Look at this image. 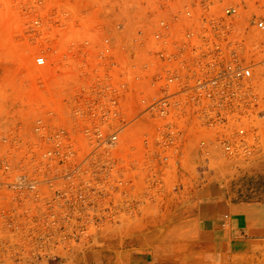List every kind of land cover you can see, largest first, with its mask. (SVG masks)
<instances>
[{
	"label": "built area",
	"instance_id": "obj_1",
	"mask_svg": "<svg viewBox=\"0 0 264 264\" xmlns=\"http://www.w3.org/2000/svg\"><path fill=\"white\" fill-rule=\"evenodd\" d=\"M156 2L151 28L86 29L77 45H64L55 63L65 71L60 104L49 111L53 124L38 120L35 144L18 136L15 157L0 156V255L27 225L69 228L73 189L82 203L92 179L113 193L120 163L165 166L186 178L185 165L243 162L257 152L264 101L250 67L188 60L187 52L200 49L198 35L173 24L195 19L205 6L185 5L169 20L163 14L172 0ZM221 13L234 16L237 7ZM46 63L34 58L36 66Z\"/></svg>",
	"mask_w": 264,
	"mask_h": 264
},
{
	"label": "rangeland",
	"instance_id": "obj_2",
	"mask_svg": "<svg viewBox=\"0 0 264 264\" xmlns=\"http://www.w3.org/2000/svg\"><path fill=\"white\" fill-rule=\"evenodd\" d=\"M156 1L0 0V156L15 157L18 136L35 144L38 120L53 124L49 111L60 104L65 71L55 63L66 43L77 45L86 29L151 28L159 15ZM185 5L196 11L205 6L195 19L180 18L173 24L176 30L184 24L198 35L194 43L200 49L187 52L186 58L202 65L236 61L249 66L264 101V0H172L163 16L171 20ZM227 6H236L237 14L223 15ZM37 55L46 57L44 66L34 64ZM139 134L134 133L136 138ZM260 135L257 152L249 160L185 165L191 173L186 178L173 177L175 170L165 166L120 163V184L113 193L107 189L110 185L100 190L93 184L98 179H92V191L82 203L73 189L71 226H25L19 238L6 243L0 264H132L128 254L143 250L155 263H164L159 247L175 246L169 243L175 230L187 232L181 227L198 218L192 213L196 205L219 206L227 198L264 200V174L256 167L264 163V131ZM98 187L99 193H93ZM224 214L220 208L219 216ZM80 219L86 225L79 224ZM144 236L149 238L142 242ZM160 236L166 243L158 244Z\"/></svg>",
	"mask_w": 264,
	"mask_h": 264
},
{
	"label": "crops",
	"instance_id": "obj_3",
	"mask_svg": "<svg viewBox=\"0 0 264 264\" xmlns=\"http://www.w3.org/2000/svg\"><path fill=\"white\" fill-rule=\"evenodd\" d=\"M264 174V163L256 165ZM260 168V170H259ZM198 218L189 220L178 234L169 241L171 249L159 247L164 263H155L147 252L130 253L132 264H264V200L233 201L196 205ZM220 208L224 218L219 216ZM166 239V236H164ZM149 238V236H144ZM131 242V241H130ZM134 244L135 242L132 241ZM166 243L160 236L158 244ZM155 255V253H153Z\"/></svg>",
	"mask_w": 264,
	"mask_h": 264
}]
</instances>
